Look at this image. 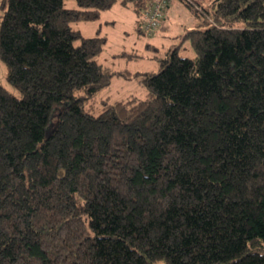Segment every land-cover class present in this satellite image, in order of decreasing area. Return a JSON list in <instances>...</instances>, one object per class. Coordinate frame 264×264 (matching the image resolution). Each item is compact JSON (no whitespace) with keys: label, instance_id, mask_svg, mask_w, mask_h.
Listing matches in <instances>:
<instances>
[{"label":"trees","instance_id":"obj_1","mask_svg":"<svg viewBox=\"0 0 264 264\" xmlns=\"http://www.w3.org/2000/svg\"><path fill=\"white\" fill-rule=\"evenodd\" d=\"M74 1L0 2V264H264V0H180L194 57L95 116L122 73L71 23L154 0Z\"/></svg>","mask_w":264,"mask_h":264},{"label":"rangeland","instance_id":"obj_2","mask_svg":"<svg viewBox=\"0 0 264 264\" xmlns=\"http://www.w3.org/2000/svg\"><path fill=\"white\" fill-rule=\"evenodd\" d=\"M196 1L208 7L215 0ZM169 2L171 4L160 27L150 35L138 29L141 16L132 11L130 6L120 3L102 12L97 20L71 23V27L78 30L83 37H104L106 42L96 61L107 71L122 73L118 76L113 75L109 84L88 101V105L92 107L89 109L86 107L87 112L97 115L104 99L109 102L127 101L131 98L144 99L146 91L138 83V74L157 72L159 59L164 57L170 47H176L179 56L194 57V52L183 35L195 29L199 20L194 11L180 0H168L167 3ZM63 4L65 8L76 7L74 0H64ZM1 14L0 9V16ZM0 84L13 95H18V91L5 80V67L1 61Z\"/></svg>","mask_w":264,"mask_h":264},{"label":"built area","instance_id":"obj_3","mask_svg":"<svg viewBox=\"0 0 264 264\" xmlns=\"http://www.w3.org/2000/svg\"><path fill=\"white\" fill-rule=\"evenodd\" d=\"M168 0H154V2L141 14L139 30L145 34H152L159 27L164 18Z\"/></svg>","mask_w":264,"mask_h":264},{"label":"crops","instance_id":"obj_4","mask_svg":"<svg viewBox=\"0 0 264 264\" xmlns=\"http://www.w3.org/2000/svg\"><path fill=\"white\" fill-rule=\"evenodd\" d=\"M209 2H210V0H209ZM170 4H171V2L168 3V6H167L166 10L169 8V5H170ZM165 13H167V12L165 11ZM165 15H166V14H164V17H165ZM163 19H164V18H163ZM162 21H163V20H162ZM138 29H139V23H138Z\"/></svg>","mask_w":264,"mask_h":264}]
</instances>
